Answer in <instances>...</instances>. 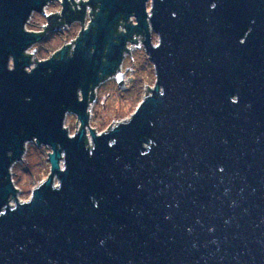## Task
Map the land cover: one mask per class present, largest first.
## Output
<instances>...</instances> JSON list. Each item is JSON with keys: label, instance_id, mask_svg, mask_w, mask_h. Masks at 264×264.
Here are the masks:
<instances>
[{"label": "water", "instance_id": "95a60500", "mask_svg": "<svg viewBox=\"0 0 264 264\" xmlns=\"http://www.w3.org/2000/svg\"><path fill=\"white\" fill-rule=\"evenodd\" d=\"M55 1L0 0V264H264V0H62L27 30ZM74 22L75 41L35 58ZM140 40L155 85L99 133L97 89H126ZM30 142L51 169L22 202Z\"/></svg>", "mask_w": 264, "mask_h": 264}, {"label": "rangeland", "instance_id": "374dc122", "mask_svg": "<svg viewBox=\"0 0 264 264\" xmlns=\"http://www.w3.org/2000/svg\"><path fill=\"white\" fill-rule=\"evenodd\" d=\"M57 9H60V5L52 2L47 13H55ZM46 22L47 20L42 14L35 13L30 24L27 25V29L34 32L40 31ZM80 31L81 26L77 25L64 33L59 31L51 32L44 42L42 41L34 46V48L38 49L35 58L39 60L50 58L65 45L75 41ZM152 36L153 42L157 43V35L153 33ZM127 68L130 70L127 73V79L130 77V82L126 85L127 88L125 90L115 92L119 88L115 84L114 79L101 84L97 89V101L91 109L90 123L99 133L106 131L110 126L113 127L122 121L130 119L146 96L147 86L154 87L155 85L154 65L143 47V42L140 41L139 44L134 45L131 49V54L126 55L124 69ZM108 93H112V96L103 105V97L108 95ZM77 122V117L73 114H69L66 118L65 126L72 135L79 128V123ZM50 152L51 148L38 146L36 142H30L26 145L23 159L12 167L13 181L19 190V201H28L33 190L48 178L51 169L48 160Z\"/></svg>", "mask_w": 264, "mask_h": 264}, {"label": "flooded vegetation", "instance_id": "af4514ba", "mask_svg": "<svg viewBox=\"0 0 264 264\" xmlns=\"http://www.w3.org/2000/svg\"><path fill=\"white\" fill-rule=\"evenodd\" d=\"M56 2V4H58V5H60L59 3H58V0L57 1H55ZM55 12H58V13H61L62 12V6L60 5V9L58 10H56ZM87 18L89 19V16H87ZM65 21L63 20V19H59V23H64ZM88 23V22H87ZM77 25H80L81 26V23L80 22H74L73 24H71L70 26H68V28L67 29H61L59 32H61V33H64V32H66V31H69V30H71L72 29V27H74V26H77ZM51 32H49L48 34H47V36L44 38V40H43V42L47 39V37L49 36V34H50ZM125 60H126V57H125V59H124V61H123V64H122V72H124L125 74H126V76H125V82H126V85H128V83L130 82V77H128V79H127V73H128V71H130L129 69H124V66H125ZM123 70H125V71H123ZM115 80V84L117 85V87L119 88V86H118V83H117V80H116V78H110V79H108V80H106L103 84H105L107 81H109V80ZM127 88V87H126ZM119 90H121L120 88L119 89H116L115 90V92H118ZM108 94H110V93H108ZM112 96V93L110 94V97Z\"/></svg>", "mask_w": 264, "mask_h": 264}, {"label": "built area", "instance_id": "2783aa9c", "mask_svg": "<svg viewBox=\"0 0 264 264\" xmlns=\"http://www.w3.org/2000/svg\"><path fill=\"white\" fill-rule=\"evenodd\" d=\"M83 2H86V1H88V0H82ZM75 2L77 3V8L78 9H80L81 8V6H80V2H81V0H75ZM58 3L62 6V0H58ZM50 5V4H49ZM49 5L47 6V7H45V9H44V12H43V16L46 14V15H48L49 13H47V10H48V8H49ZM51 14V13H50ZM31 19H32V17H31ZM31 19H30V21H31ZM87 20L88 21H86V25L89 23V20H90V18L88 19L87 18ZM88 22V23H87ZM41 30H43V28L41 29ZM35 32H37V31H35ZM141 41V40H140ZM32 50L33 49H31V50H29L28 51V53H31L32 52ZM35 59V58H34Z\"/></svg>", "mask_w": 264, "mask_h": 264}, {"label": "bare ground", "instance_id": "6f19581e", "mask_svg": "<svg viewBox=\"0 0 264 264\" xmlns=\"http://www.w3.org/2000/svg\"><path fill=\"white\" fill-rule=\"evenodd\" d=\"M51 4V3H50ZM47 23V22H46ZM28 24H30V21H29V23ZM46 25V24H45ZM44 27V25L42 26V28ZM64 29V28H63ZM28 30V29H27ZM41 31H43V30H40V31H37V32H41ZM130 46V45H129ZM34 48V47H33ZM121 72H122V70H121ZM122 73H124V72H122Z\"/></svg>", "mask_w": 264, "mask_h": 264}]
</instances>
